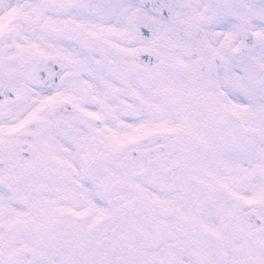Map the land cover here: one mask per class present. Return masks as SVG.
I'll return each instance as SVG.
<instances>
[{"label": "snow or ice", "instance_id": "1", "mask_svg": "<svg viewBox=\"0 0 264 264\" xmlns=\"http://www.w3.org/2000/svg\"><path fill=\"white\" fill-rule=\"evenodd\" d=\"M0 264H264V0H0Z\"/></svg>", "mask_w": 264, "mask_h": 264}]
</instances>
